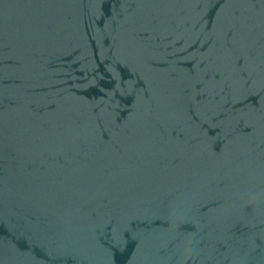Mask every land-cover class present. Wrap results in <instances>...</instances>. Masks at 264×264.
I'll use <instances>...</instances> for the list:
<instances>
[{
    "label": "water",
    "instance_id": "95a60500",
    "mask_svg": "<svg viewBox=\"0 0 264 264\" xmlns=\"http://www.w3.org/2000/svg\"><path fill=\"white\" fill-rule=\"evenodd\" d=\"M0 264H264V0H0Z\"/></svg>",
    "mask_w": 264,
    "mask_h": 264
}]
</instances>
